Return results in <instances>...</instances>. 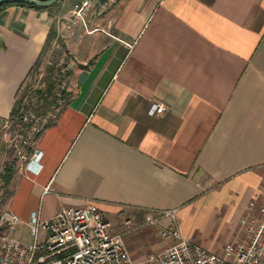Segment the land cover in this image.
<instances>
[{
  "label": "crops",
  "instance_id": "1",
  "mask_svg": "<svg viewBox=\"0 0 264 264\" xmlns=\"http://www.w3.org/2000/svg\"><path fill=\"white\" fill-rule=\"evenodd\" d=\"M75 1L0 5L1 176L11 162L6 123L26 87L51 61L70 63L58 117L33 147L40 162L19 161L7 180L2 209L22 220L0 230L31 240L33 209L48 218L95 199L107 216L175 208L183 234L221 250L243 234L241 221L214 242L192 219L224 205L227 218L236 202L240 220L264 178V0H117L66 34L62 17ZM154 101L163 111L149 112Z\"/></svg>",
  "mask_w": 264,
  "mask_h": 264
},
{
  "label": "built area",
  "instance_id": "2",
  "mask_svg": "<svg viewBox=\"0 0 264 264\" xmlns=\"http://www.w3.org/2000/svg\"><path fill=\"white\" fill-rule=\"evenodd\" d=\"M117 0H77L62 17L66 34L74 32L86 13L95 8L107 10ZM70 63L57 59L39 70L36 80L25 89L17 115L6 124V140L14 147L27 167L40 162L41 151L35 150L39 136L57 119L65 99ZM163 102L154 101L150 113L161 112ZM248 211L241 215L244 232L226 240L219 251L212 250L182 233L175 208L158 214L147 213V222L162 215L173 220L161 225L160 237L170 239L147 256H133L124 229H115L104 209L95 199L83 204L61 206L48 218L33 209L29 217L31 240H24L6 228L0 230V264H264V178L250 197ZM22 220L10 208L0 212V221L14 227ZM45 234L40 236V230Z\"/></svg>",
  "mask_w": 264,
  "mask_h": 264
},
{
  "label": "rangeland",
  "instance_id": "3",
  "mask_svg": "<svg viewBox=\"0 0 264 264\" xmlns=\"http://www.w3.org/2000/svg\"><path fill=\"white\" fill-rule=\"evenodd\" d=\"M6 142L9 148L11 162L4 167L2 171L3 175H0V212L3 210L2 204L11 189V184L8 183L7 180L12 174L15 165H19L20 162H22L14 147L7 140ZM243 200H245V197H243ZM233 206L234 208L231 206L230 209H228L227 218L224 215L226 211L225 205L221 208H211L209 206L196 209L198 213L194 219H192V226L195 229V233L202 238L214 242L222 241L235 235L238 231H236V228H233V226L235 225L238 227L240 224L239 212L241 207L240 203L236 202ZM107 214L115 227L120 228L125 226L126 228H131L127 233V241L133 254L138 258L147 256L151 251L167 243L165 239L160 237L161 224L158 221L147 222L145 216L140 211L127 207L123 208V211L117 212L115 216H113L111 210H108ZM126 217L132 218L129 223L124 222Z\"/></svg>",
  "mask_w": 264,
  "mask_h": 264
},
{
  "label": "water",
  "instance_id": "4",
  "mask_svg": "<svg viewBox=\"0 0 264 264\" xmlns=\"http://www.w3.org/2000/svg\"><path fill=\"white\" fill-rule=\"evenodd\" d=\"M7 1H26V2H30V3H34L38 5H49L56 0H0V3L7 2Z\"/></svg>",
  "mask_w": 264,
  "mask_h": 264
},
{
  "label": "trees",
  "instance_id": "5",
  "mask_svg": "<svg viewBox=\"0 0 264 264\" xmlns=\"http://www.w3.org/2000/svg\"><path fill=\"white\" fill-rule=\"evenodd\" d=\"M16 2H20V3H27V4H31V5H38V4H34V3H30V2H26V1H16ZM5 2H1L0 5H2Z\"/></svg>",
  "mask_w": 264,
  "mask_h": 264
}]
</instances>
